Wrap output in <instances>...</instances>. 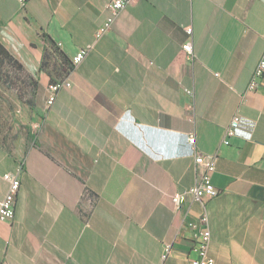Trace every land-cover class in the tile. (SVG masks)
<instances>
[{"label": "crops", "instance_id": "0c3cea01", "mask_svg": "<svg viewBox=\"0 0 264 264\" xmlns=\"http://www.w3.org/2000/svg\"><path fill=\"white\" fill-rule=\"evenodd\" d=\"M109 1L0 0V201L21 167L0 264H190L203 207L171 199L196 153L216 156L214 264H264V0H130L96 39Z\"/></svg>", "mask_w": 264, "mask_h": 264}, {"label": "built area", "instance_id": "2783aa9c", "mask_svg": "<svg viewBox=\"0 0 264 264\" xmlns=\"http://www.w3.org/2000/svg\"><path fill=\"white\" fill-rule=\"evenodd\" d=\"M27 0H19L21 5ZM130 0H110L107 4L108 9V17L101 24V26L96 30L95 38L99 39L107 34L112 28L114 22L116 21L119 14L127 8ZM187 37L190 38L192 35V29H186ZM182 50L186 54V59L188 61H192L193 58V50L192 44L190 41H187L182 45ZM87 51L85 49L79 50L71 59V65L73 67L79 65L84 57L86 56ZM264 78V52L261 55L257 66L255 67L252 79L249 84V90L255 91L259 86V81ZM62 87L61 83H54L49 85L48 87V99L47 106H51L57 96V92ZM191 94V92H187ZM239 125V117L238 115H234L229 125L225 131L226 137H233L235 135V130ZM35 130L38 128L37 125L32 126ZM188 143L191 145L193 151L195 150V135L190 132L187 136ZM194 164L196 167H202V172L197 176L194 181V184L183 193H175L172 196V204L174 210H179L181 206L186 202L187 196H190L193 202L199 203L203 207V212L199 217V222L203 226L202 230L197 236V241L195 244L194 251L196 253L195 259L191 261L190 264H214L213 258L209 255V245L211 241V233L208 226V217L205 209V203L207 200L214 198L217 195V191L215 187L211 183V175L216 170V156L215 155H202L196 153L194 155ZM21 172V167L19 166L16 173H9L3 175L2 179L7 183L8 190L5 194L4 198L0 201V221L11 222L14 218V206H15V198L17 191L20 185L19 175Z\"/></svg>", "mask_w": 264, "mask_h": 264}, {"label": "trees", "instance_id": "16d2710c", "mask_svg": "<svg viewBox=\"0 0 264 264\" xmlns=\"http://www.w3.org/2000/svg\"><path fill=\"white\" fill-rule=\"evenodd\" d=\"M5 58H7V59L9 58V60H11V58L8 56L7 52L0 45V65L3 64V61ZM13 64H16L17 68L20 69L19 64L15 63V62ZM72 69H73V66L70 64L69 72H71ZM3 75H4V77H3ZM0 80L3 81V83L10 88L9 76L2 72L1 66H0ZM20 93H19V98L23 99L22 93L21 94ZM24 102L29 106V108L33 109L31 101L24 100Z\"/></svg>", "mask_w": 264, "mask_h": 264}, {"label": "rangeland", "instance_id": "374dc122", "mask_svg": "<svg viewBox=\"0 0 264 264\" xmlns=\"http://www.w3.org/2000/svg\"><path fill=\"white\" fill-rule=\"evenodd\" d=\"M17 86L19 87V92H22V90H21V89H22V83L19 82V83L17 84Z\"/></svg>", "mask_w": 264, "mask_h": 264}]
</instances>
